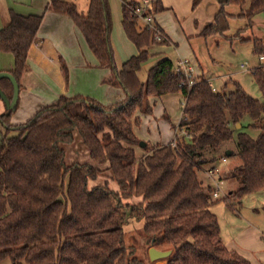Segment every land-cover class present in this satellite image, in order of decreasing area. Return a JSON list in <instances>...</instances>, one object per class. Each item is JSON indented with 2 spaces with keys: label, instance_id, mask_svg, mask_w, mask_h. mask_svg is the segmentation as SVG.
Masks as SVG:
<instances>
[{
  "label": "trees",
  "instance_id": "trees-1",
  "mask_svg": "<svg viewBox=\"0 0 264 264\" xmlns=\"http://www.w3.org/2000/svg\"><path fill=\"white\" fill-rule=\"evenodd\" d=\"M200 1L193 0L192 8ZM238 1L221 3L200 36L226 32L231 16L223 7ZM135 5H122L121 23L137 54L119 69L110 44L108 0H88L85 15L64 0L47 5V10L73 20L98 66L110 70L108 83L119 87L124 98L101 105L82 96H60L17 125L9 124L12 112L0 114V259L8 257L11 264H134V250L126 246L123 232L131 218L143 222L152 248L170 251L166 264H250L223 244L217 217L209 210L212 190L202 185L199 174L226 159L218 180L237 184L224 198L231 208L232 199L239 202L244 194L264 191V70H252L262 103L237 84L227 94L212 92L205 80L195 79L188 86L167 58L153 65L147 81L140 83L137 73L150 49L166 45L167 39L157 27L164 39L154 40L155 31L143 28L132 13ZM257 14H264V0H249L241 17L250 26ZM41 22L42 15L10 11L0 29V51L12 55L14 68L9 73L17 84ZM253 45L254 53L264 54L260 42ZM0 89L12 99L7 79H0ZM171 94H179L184 102L176 127L162 115L174 131L173 139L165 145L145 144L137 159L135 112L150 115L155 100ZM245 117L250 120L247 128L257 132L253 137L241 131ZM74 132L92 165L65 164L62 146L73 141ZM229 143L235 151L227 149L226 156L221 148ZM103 173L109 174L117 191L107 182L89 188V182ZM131 198L138 201L129 203Z\"/></svg>",
  "mask_w": 264,
  "mask_h": 264
},
{
  "label": "rangeland",
  "instance_id": "rangeland-1",
  "mask_svg": "<svg viewBox=\"0 0 264 264\" xmlns=\"http://www.w3.org/2000/svg\"><path fill=\"white\" fill-rule=\"evenodd\" d=\"M75 4L79 14L85 15L87 11L88 0H64ZM121 1L131 2L133 0H108L111 19V48L116 54L115 65L118 67L135 53V47L127 39L123 32L121 23ZM138 0H136L137 2ZM249 0H239L237 3H231L225 6V11L231 16L228 20V29L223 34L212 35L207 38L195 37L188 38L183 35V32L189 31L190 12L184 15L182 19L183 26L188 22V27H181V21L175 19V15L171 11H167L164 15L154 16L157 22L168 32L173 46H153L149 51L148 60L141 66L137 73V79L140 83L147 81L149 69L162 59H170L174 64L179 60H187L192 69L194 79L205 80L209 82L217 92L230 93L235 90L237 84L243 92L253 100L260 103L263 102L260 90L255 83L252 75V70L260 68L261 63L258 60V53H254V42L257 40L264 47V14H257L252 17L251 24L244 17ZM2 6V4H1ZM4 7V6H3ZM1 8V7H0ZM155 11V9H154ZM140 24V22H139ZM183 31V32H182ZM79 32V31H78ZM82 38L83 51L89 52L86 46L83 35ZM122 43V44H121ZM131 50H133L131 52ZM132 53V54H131ZM167 100H170L169 103ZM167 100H157L153 107L152 113L146 118L135 112L134 117H139V124L135 130L142 129L145 134H150L155 137L158 142L168 143L172 140L173 134L170 130L169 123L161 117L163 110H166L169 115L170 123L174 122L180 116V103L178 104L175 97H168ZM0 103H2L0 101ZM3 104V103H2ZM16 112V110L14 111ZM9 117V124L11 123ZM4 113L2 112L0 114ZM28 117V116H27ZM24 116H19L17 119H22ZM27 119V118H25ZM24 120V119H23ZM22 120V121H23ZM27 120H24V123ZM250 123L249 118L245 117L242 121V132L255 136L256 131L248 129ZM239 128L236 127V130ZM0 130H3L0 126ZM235 130V131H236ZM237 132H234V139ZM65 152V164L86 163L93 164L86 148L82 144L79 135L74 132L73 141L70 144L62 146ZM230 149L235 151L234 144L229 143L223 145L222 151ZM227 166L225 163L222 170ZM104 167V166H103ZM199 178L204 187H209L211 190L218 193L219 198L212 199V204L209 210L217 217L218 225L221 230L222 242L228 243L234 239L237 233L243 231L249 226H252L257 232L254 240L246 239V246H240L245 256L238 255L248 260L250 264H264V191L252 192L244 194L239 202L231 200V205L234 208L228 207L224 200L230 191H235L236 185L231 181H213L209 179L205 173H200ZM108 183L110 189L117 191V185L109 179L108 173H103L95 181L89 182V188L97 185ZM136 198H131L128 202L133 203ZM124 241L127 247H132L134 253L132 258L136 259L134 264H166V260L151 261L149 259V250L152 248L146 239L143 231V222L134 219H127L123 226ZM239 248V246H237ZM0 264H11L10 258L0 259Z\"/></svg>",
  "mask_w": 264,
  "mask_h": 264
},
{
  "label": "crops",
  "instance_id": "crops-1",
  "mask_svg": "<svg viewBox=\"0 0 264 264\" xmlns=\"http://www.w3.org/2000/svg\"><path fill=\"white\" fill-rule=\"evenodd\" d=\"M224 1L225 0H201L196 8L193 9V0H155L154 16L157 15L162 17L164 13L171 11L175 15V19H179V21H181L180 24L182 25V28L188 27L192 22L191 26H189V31H186V33L182 31L185 38L201 37L200 33L206 26L212 23L215 15L220 9L221 3ZM49 2L50 0H0V29L8 22L10 11L23 16L42 15V22L37 32V39L28 50L26 68L18 82V103L16 112H14L13 116L10 118V125L21 124L24 120H28L39 109L50 105L60 96H82L91 98L101 105H110L124 98V93L119 87L108 83V80L111 78L110 70L108 68H100L98 66L97 60L90 49L89 52L86 50L83 51V42L79 33L80 30L73 20L63 13L47 10L46 7ZM131 2L136 3V0ZM125 3L129 2L121 1V7ZM156 3L159 5V9L157 10ZM229 4L224 5V11L225 6ZM188 12H190L188 16L191 17L190 23L186 22L185 26H183L184 21L182 19L187 17L184 15L188 14ZM154 20L156 26L163 32L167 39V44L164 46H173L174 43L168 32L159 24V22H157L155 17ZM112 51L115 60L116 54L113 49ZM132 51L133 50H131V52ZM136 54L137 50L135 48L134 55ZM120 67H118V69ZM13 68L14 59L12 55L0 51V72H11ZM168 97H175L177 103H181V96L179 94L162 96L157 100H160L161 98L163 100H167ZM157 100H155V103ZM150 101H153V99H150ZM167 101L169 103L170 100ZM2 110L5 112L4 105L0 103V113ZM138 113L144 118L148 116L143 115L140 112ZM163 114L169 117L165 109L163 110ZM19 116H24V118L17 119ZM136 117L139 118L138 116ZM180 119L181 109L180 116L173 124L175 127L178 125ZM171 132L174 137V131L171 130ZM133 133L139 142L144 145L148 144L150 146H154L157 144H167L158 142V139L156 140L155 137L150 134H145L142 129L136 131L134 127ZM144 145L135 147L137 159L143 156L144 152L142 148ZM235 185L237 188L236 183ZM136 201H138V199H136ZM256 233L257 232H255L254 228L249 226V228L237 233V236H235L234 239H231L228 243L223 244L228 250L238 252L241 256H245L246 254L240 251V246H246L245 243L247 237L248 240L250 238L254 240L258 234ZM237 246H239V248Z\"/></svg>",
  "mask_w": 264,
  "mask_h": 264
},
{
  "label": "built area",
  "instance_id": "built-area-1",
  "mask_svg": "<svg viewBox=\"0 0 264 264\" xmlns=\"http://www.w3.org/2000/svg\"><path fill=\"white\" fill-rule=\"evenodd\" d=\"M154 2L155 0H138L136 2V5L131 7V11L135 15L137 20L140 22V25L143 28H146L150 31H155L154 40L160 42L161 40L164 39V36L160 32H158L157 26L155 24ZM258 60L261 63L260 68L264 70V54L258 55ZM175 71L177 74H180L187 80L188 86H191L194 83L195 79L192 76V69L190 68L189 62L187 60H179L175 64ZM211 90L212 92H216V90L213 87H211ZM180 106L181 107L184 106L183 101L180 103ZM225 163H226V159L222 158L215 165H213V167L209 168L204 173L209 179L215 182L219 181L218 177L222 172V166ZM211 198L212 199L219 198L218 193L212 190Z\"/></svg>",
  "mask_w": 264,
  "mask_h": 264
},
{
  "label": "water",
  "instance_id": "water-1",
  "mask_svg": "<svg viewBox=\"0 0 264 264\" xmlns=\"http://www.w3.org/2000/svg\"><path fill=\"white\" fill-rule=\"evenodd\" d=\"M0 79H7L12 85V89H13L12 99L8 100L4 92L0 89V101L3 103L4 109L5 111H7V113L14 112L16 110L18 103V95H19L18 84L9 72H0ZM236 127L239 128V125H237ZM143 145H144L143 143H140V146ZM225 154L226 156H229L230 151H226ZM169 256H170V251H160L155 248H151L149 250V259L151 261L163 260L168 258Z\"/></svg>",
  "mask_w": 264,
  "mask_h": 264
}]
</instances>
